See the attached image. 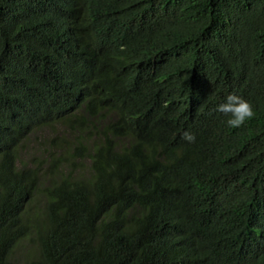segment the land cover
Masks as SVG:
<instances>
[{
  "label": "trees",
  "instance_id": "16d2710c",
  "mask_svg": "<svg viewBox=\"0 0 264 264\" xmlns=\"http://www.w3.org/2000/svg\"><path fill=\"white\" fill-rule=\"evenodd\" d=\"M0 264H264V0H0Z\"/></svg>",
  "mask_w": 264,
  "mask_h": 264
},
{
  "label": "clouds",
  "instance_id": "9594fccd",
  "mask_svg": "<svg viewBox=\"0 0 264 264\" xmlns=\"http://www.w3.org/2000/svg\"><path fill=\"white\" fill-rule=\"evenodd\" d=\"M215 111L228 117L226 124L230 128L241 127L255 115L252 104L244 97L234 93H229L225 101L216 106ZM182 139L192 142L195 140V136L185 131L182 134Z\"/></svg>",
  "mask_w": 264,
  "mask_h": 264
},
{
  "label": "rangeland",
  "instance_id": "374dc122",
  "mask_svg": "<svg viewBox=\"0 0 264 264\" xmlns=\"http://www.w3.org/2000/svg\"><path fill=\"white\" fill-rule=\"evenodd\" d=\"M37 141H31L29 143V146L27 149L22 151V159L27 160L31 155H36L39 156V153L34 151V148L37 145ZM28 150V152H27ZM32 150V151H30ZM41 202V201H40ZM41 205V204H40ZM35 251V246L32 245V242L30 239H25L24 241L21 242V245L18 247V250L15 252V259L19 260L20 262L25 261L26 259L23 258V256L30 255V253H33Z\"/></svg>",
  "mask_w": 264,
  "mask_h": 264
}]
</instances>
